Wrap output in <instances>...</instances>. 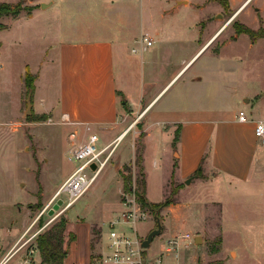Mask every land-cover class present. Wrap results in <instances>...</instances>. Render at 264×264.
<instances>
[{"label":"rangeland","instance_id":"obj_1","mask_svg":"<svg viewBox=\"0 0 264 264\" xmlns=\"http://www.w3.org/2000/svg\"><path fill=\"white\" fill-rule=\"evenodd\" d=\"M52 1H55L54 6L42 8L43 4L48 5ZM57 1L0 0V4H21L23 8L28 9L21 12L22 21L13 25L11 33L0 32V41L3 42L5 48L3 62L7 64L5 70L0 72V264L5 260L6 264H12L8 259L11 256L10 249L14 245L11 244L12 236L19 235L21 239L25 231L29 232L25 240L28 242L32 239L33 241L19 252L20 262L24 263L25 259L22 261V258L27 256L31 261L30 264H39L41 257L36 250V238L39 233L49 229L60 219L70 222L69 228L75 235L77 234V221H85L87 225L98 222L101 226L103 221L107 223L113 220L119 215L124 201L125 191L121 173L131 177V186L137 200L138 194L142 192L141 184L144 180V173L142 171L141 126L143 123L140 122L137 126L139 132L136 135L130 133L127 139L119 144L110 164L94 186L72 208L64 211L63 208L52 205L47 209L48 203L42 202V200L48 201L54 195L72 170L69 160L71 142L68 139V128L61 123L56 124L59 122L56 119L50 120L40 116V108L34 103V93L28 92L24 80L27 66H30L32 73H37L40 61L53 43L56 40L67 39V17L60 13ZM158 1L140 0L137 13L139 16L144 15V18L153 15L156 24L164 28L165 34H168L162 56V59L171 65L168 70L164 69L163 73L166 77L173 76L177 60L182 58L188 60L194 53L196 45L193 41L191 42V39L196 36V28L202 31L201 41L206 39L210 41L209 39H212L216 32L223 30L212 41L208 49L213 55L222 52L217 65L218 69L216 70L213 64L215 61L213 57L208 53L203 55L183 78L170 88L167 97L183 96V93L202 95L201 103L209 109L224 110L230 114L234 112L233 110L240 109L249 120L251 118L264 119V39L252 43L248 35L240 34L245 29L255 31L256 34L264 31V0H251L246 7L239 10L244 0H239L233 8L229 4L224 6L226 0H162L161 4H158ZM179 1H188L189 4L176 6ZM28 4H36L38 11L31 12L32 8L28 7ZM237 11H242V13L236 17L234 15ZM6 18L9 20L11 16L0 19V29H6V23H8ZM206 33L209 34L208 38H206ZM172 46L176 47L175 51ZM221 61H227V66ZM218 71L222 72L218 75L220 78H217ZM196 74H201L200 76L206 79L200 83L202 88L201 86L193 89L184 88L183 82ZM214 78L223 80V85H214V81L211 80ZM53 80L52 74L42 72L35 83L37 100L50 91L52 85L49 81ZM135 82L137 81H131L133 93L139 92L136 91ZM29 96L32 104L30 115L27 113L29 112ZM188 101L183 100V102ZM124 107L126 108L122 109L119 117L120 122L126 127L136 124L140 112L135 113L130 107L127 108L126 103ZM30 122L37 124L24 127ZM77 141L79 138L75 140ZM101 144L106 145L107 143L102 141ZM151 152L152 150L149 154ZM117 157L126 159V164L120 168L118 173L116 172L117 166L114 168ZM147 159L152 164L153 158L147 156ZM47 160L50 161L49 165ZM202 171L212 182L196 178L188 185L187 180H180L184 184L182 187L184 186L186 190L181 192L179 197L175 195L171 199L172 205L178 203L179 200L182 208L176 210V213L164 211L166 207L156 210L159 212L161 221L162 218L165 220L167 217L169 222L167 218L164 221L166 227L168 223L177 232H192L193 237L190 244L193 247L200 246L197 248L205 250L208 255L231 247L226 251L224 261L210 264H233L234 262L250 264V259L262 261L264 264V241H261L262 244L258 246L259 238L264 240V146L259 143L249 185H233V190L228 183L217 186L213 184V180L218 179L214 177L215 171L211 168ZM203 177L201 172V177L198 176V178ZM119 179L122 191L118 193L117 181ZM174 187L175 184L172 182V188ZM31 194L34 195V199ZM41 194L43 197H40ZM170 194V189L168 187L162 189L160 184L155 192L152 191L147 196L153 202L163 203ZM31 199L35 205L29 208L31 203L26 201ZM198 205L206 208V222L210 229L205 234L203 246H201L202 237H199L197 242L194 241L196 223L200 220L199 211L196 209ZM38 206H43V208L40 209ZM186 206H191V208L187 210ZM29 209L32 211L31 216ZM142 209L147 214L145 221H138L135 226L126 224L116 227L132 241H135L136 236L142 239L149 227L152 224L156 225L154 218L156 211L148 208ZM40 216H43V225H40L39 221L34 225L36 217ZM25 219L29 220V225L24 230L22 223ZM108 223L105 226L102 225L101 230H98L96 225L93 227V233H96L94 243L101 239V236H97L99 232V234L103 233L106 246L109 244ZM236 225L238 228L235 227ZM245 225H248L250 229H245ZM244 239H247L245 244L242 241ZM23 246L24 242L18 248ZM33 247L36 252L31 255L29 249ZM67 247L66 243L65 249ZM155 247L156 241L151 250ZM246 248L253 252L254 257L247 256ZM191 250H183V253H191ZM144 254L147 255L148 250ZM148 256L151 257V254ZM146 264H150L149 261Z\"/></svg>","mask_w":264,"mask_h":264},{"label":"crops","instance_id":"obj_2","mask_svg":"<svg viewBox=\"0 0 264 264\" xmlns=\"http://www.w3.org/2000/svg\"><path fill=\"white\" fill-rule=\"evenodd\" d=\"M238 1L228 0V3L233 8ZM250 1L244 0L238 10L246 7ZM57 2L60 13L67 17V39L56 40L53 43L40 61L37 73H32L30 66L26 67V70L28 68L35 77L33 96L35 105L40 108V116L50 120L56 119L59 121H55L56 124L61 123L67 127L68 139L70 134L76 133L77 139L79 138V141L75 142L77 145L83 143L91 133L98 134L107 144L123 133H126L125 140L130 133L136 135L139 132L137 126L142 122V171L145 180V196L149 203H157L149 200L147 195L152 191L155 192L160 184L162 189L168 187L172 191L173 182L175 187H179L175 196L179 197L181 192L186 190L184 186L182 187V181L194 177L193 180L197 178L208 182L209 177L202 171L206 168L215 171L214 177L218 179L213 180V184L217 186L228 183L233 190V185H249L259 147V141L254 133L255 125L257 122H264V119L251 118L245 123H240L238 114L242 110H233L234 112L230 114L224 110L209 109L201 103L202 95L183 93V96L167 97L170 88L177 84L203 55L208 53L213 57L215 59L213 64L216 70L218 69L217 65L222 52L213 55L208 49L223 30L216 32L212 39H209L210 41L207 39L201 41L202 31L196 28V36L191 39V42L193 41L196 45L194 53L188 60L186 58L177 60L173 76L166 77L163 73L164 69L168 70L171 65L166 63L162 56L168 34L166 35L165 29L156 24L153 15L145 16V18L144 15L139 16L137 8L140 0H58ZM161 3L162 0H159L158 4ZM188 4V1H179L176 6ZM48 5V8L54 6L55 1ZM28 7L32 8L31 12L38 11L36 4H28ZM242 11H237L234 16L237 17ZM22 15L11 17L9 20L6 18L8 23L3 31L11 33L13 25L22 21ZM206 35L208 38L209 34L206 33ZM145 40L152 42V45L147 46ZM173 46L175 51L176 47ZM4 49V44L0 41V72L7 66L6 62H3ZM221 62L227 66V61ZM42 72L52 74V80L53 78L54 80L49 81L52 85L50 91L37 100L35 83ZM221 73L218 71L217 78H220L218 75ZM200 75L196 74L185 80L183 87L193 89L201 86L202 88L200 83L206 79ZM132 80L137 81L135 82L136 91L139 92L133 93ZM211 80L216 86L223 85L221 79ZM125 103L127 108L130 107L135 113L140 112L137 123L129 127L124 126L119 118L122 109L126 108ZM34 124L37 123H26L24 127H32ZM69 145L71 146V143ZM150 150H152L151 154H149ZM147 156L153 158L152 164ZM125 160L117 157L114 165V168L117 166V173L126 164ZM47 162L49 165L50 161L47 160ZM70 163L71 174L74 165ZM200 166L201 169H199ZM198 170H201L203 178L195 176ZM117 182L119 193L122 191L120 179ZM31 197L34 199V195L31 194ZM40 197H43V194ZM51 198L42 202L49 204ZM32 199L26 201L31 203L29 208L35 205L31 202ZM122 207L121 205L119 212L123 210ZM181 208L178 200V203L166 207L164 211L176 213V210ZM186 208L189 210L191 206ZM196 209L199 211L200 220L196 223L194 241L197 242L199 237H202L201 246H203L205 234L210 231L206 222L207 211L201 205H198ZM29 212L31 216V209ZM40 217H36L34 225ZM166 218L165 220L162 218L161 221L162 233L155 237L150 248L146 249L148 254H151V257L148 256L150 259H156L162 254L164 264L177 262L179 264H210L226 259V251L231 247L208 255L205 250L197 248L200 246L195 248L190 244L188 248L182 247L177 258L172 254L165 255V245L169 240L181 238L187 234L193 237L192 232H177L168 223L166 227L164 225ZM167 222H169L168 218ZM76 223V235L69 228L70 222L68 224L67 234H74L75 240L68 243L69 251L64 264H91L94 256L108 252L103 233L98 232L97 236H101V239L94 243L96 233H93V227L96 225L98 230H101L102 225L105 226L107 223L103 221L101 226L98 222L88 225L85 221ZM22 224L25 230L29 220L25 219ZM235 227L238 228L237 225ZM156 228L157 224H152L142 237V241ZM244 228L250 229L248 225ZM28 233L25 231L21 239L19 235L12 236L11 244L14 245L10 249L11 256L8 258L12 264H24L20 262L21 257L18 254L33 241L25 245ZM155 241L156 247L151 250ZM180 241L181 246L187 244ZM242 241L245 244L247 239ZM261 241L264 240L259 238L258 246L262 244ZM22 242L24 246L19 249ZM189 249H192L190 254L183 253V250ZM245 251H248V257H254L253 252L247 248ZM25 258H22V261ZM250 264H263V262L250 259Z\"/></svg>","mask_w":264,"mask_h":264},{"label":"built area","instance_id":"obj_3","mask_svg":"<svg viewBox=\"0 0 264 264\" xmlns=\"http://www.w3.org/2000/svg\"><path fill=\"white\" fill-rule=\"evenodd\" d=\"M145 41L147 46L152 45V42ZM238 121L240 123L248 121V117L243 111L239 112ZM254 133L259 143L264 146V122L256 123ZM125 135L126 133H123L113 142L102 145L98 134L91 133L83 143L77 145L75 143L77 134H70L71 149L69 160L74 165V169L54 193L48 207L55 205V207L63 208L64 211L73 207L96 183L102 172L110 164ZM123 195V210L108 223V228L110 229L109 244L107 245L108 252L94 256L91 264H146L147 261L150 264H164L163 254L156 259H150L148 255L144 254L146 249L142 248V239L136 236L135 241H132L116 229L119 225L131 224L135 226L138 221L147 219V214L138 202L134 189L132 188L128 193L124 192ZM134 232L136 233V229H134ZM31 240L26 242L25 245H28ZM180 240L187 244L181 246ZM191 240L192 238L188 234L181 238L169 240L165 245L164 254L167 256L172 254L177 258L182 247L188 248ZM35 252L34 247L29 249L31 255ZM30 263L31 261L26 256L24 264ZM2 264H6V260ZM176 264H179V262Z\"/></svg>","mask_w":264,"mask_h":264},{"label":"trees","instance_id":"obj_4","mask_svg":"<svg viewBox=\"0 0 264 264\" xmlns=\"http://www.w3.org/2000/svg\"><path fill=\"white\" fill-rule=\"evenodd\" d=\"M229 3L226 0L224 6H227ZM28 10L23 8L21 4L12 5L3 3L0 4V19L3 17L11 16L18 17L22 11ZM32 10V9H31ZM4 28L0 29L3 31ZM240 34H246L250 37L252 43H256L257 40L264 39V31L260 34H256L255 31L250 29H245L240 32ZM25 85L28 89V92L34 93V82L35 77L31 74L30 70L27 68L25 74ZM195 176L201 177V170H198L195 173ZM121 177L124 183V191L126 193L131 191V177L126 176L124 173H121ZM142 192L138 194V201L142 205V208H148L152 211L159 210L161 208L169 207L172 205V196L177 195L179 187L172 188L170 196L163 203L159 204H151L145 198V180L142 181ZM42 209V206H38ZM42 217L39 218L40 225H43ZM68 221L64 219H60L58 222L53 224L49 229L44 230V232L39 233L36 238V250L40 254L41 262L40 264H64V260L67 257V251L65 249V244L71 243L75 240V236L72 233L67 234L68 229ZM67 239V242H66Z\"/></svg>","mask_w":264,"mask_h":264},{"label":"water","instance_id":"obj_5","mask_svg":"<svg viewBox=\"0 0 264 264\" xmlns=\"http://www.w3.org/2000/svg\"><path fill=\"white\" fill-rule=\"evenodd\" d=\"M31 1H33V0H31ZM46 7L48 8L49 5H46V4L42 5V8H46ZM30 99H31V97L29 96V98H28V111L29 112H27L29 115L31 114L30 108L32 107V104L30 103ZM192 180H193V178L188 179L186 184H188V185L191 184ZM154 218L156 220L157 228L155 230H153L147 236V238L142 242V248H144V249H149L151 244H152V242H153V240H154V238L159 236L162 233L163 226H162L161 219H160L158 211H156ZM68 251H69V249L67 248V252Z\"/></svg>","mask_w":264,"mask_h":264}]
</instances>
